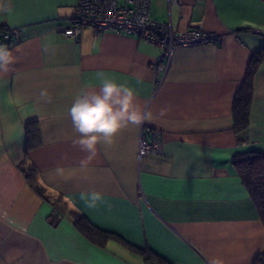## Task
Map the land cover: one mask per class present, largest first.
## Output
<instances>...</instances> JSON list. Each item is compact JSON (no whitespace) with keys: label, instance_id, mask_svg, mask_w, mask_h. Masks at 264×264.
<instances>
[{"label":"crops","instance_id":"obj_1","mask_svg":"<svg viewBox=\"0 0 264 264\" xmlns=\"http://www.w3.org/2000/svg\"><path fill=\"white\" fill-rule=\"evenodd\" d=\"M76 2L0 0V27L18 33L7 46L17 62L0 74V264H149L78 228L72 213L166 264H260L264 224L231 159L264 153V61L247 131L236 134L232 121L250 58L264 49V0H150L156 22L221 37L176 47L163 76L153 69L161 50L138 37L65 38ZM101 74L133 88L152 120L90 155L74 143L68 109L81 89H98ZM26 124L38 128L31 149ZM141 133L160 134L161 155L138 160ZM31 169L43 195L27 179ZM93 193L100 199L89 207Z\"/></svg>","mask_w":264,"mask_h":264},{"label":"built area","instance_id":"obj_2","mask_svg":"<svg viewBox=\"0 0 264 264\" xmlns=\"http://www.w3.org/2000/svg\"><path fill=\"white\" fill-rule=\"evenodd\" d=\"M169 4L180 5L181 0H168ZM70 26L62 30L65 38L79 40L85 30L102 34L135 36L161 50L153 69L165 74L173 50L176 47H193L219 43L220 36L205 33L199 29L176 32L171 26L156 22L150 14V0H77ZM18 42L14 29L0 27V44L13 46ZM163 151L160 134L146 136L141 133L137 158L159 156ZM264 262V258L260 264Z\"/></svg>","mask_w":264,"mask_h":264},{"label":"clouds","instance_id":"obj_3","mask_svg":"<svg viewBox=\"0 0 264 264\" xmlns=\"http://www.w3.org/2000/svg\"><path fill=\"white\" fill-rule=\"evenodd\" d=\"M17 58L6 46L0 44V74L12 70ZM47 90L41 91V98L47 97ZM166 110L161 111V115ZM68 115L79 138L74 142L82 151L95 154L98 144H111L114 137L129 125L140 126L152 120L150 111L141 110L136 103V92L125 83L101 74L98 89L83 88L75 96ZM100 199L98 193L91 194L89 207Z\"/></svg>","mask_w":264,"mask_h":264},{"label":"trees","instance_id":"obj_4","mask_svg":"<svg viewBox=\"0 0 264 264\" xmlns=\"http://www.w3.org/2000/svg\"><path fill=\"white\" fill-rule=\"evenodd\" d=\"M2 28V27H1ZM5 28V27H4ZM264 61V49L255 52L248 63L244 80L236 92L232 104V121L233 130L236 134H243L249 127L250 109L253 96V78ZM25 132L27 137V149L36 147L39 144L38 128L34 124H26ZM240 144L245 140L238 141ZM232 165L236 170L242 185L248 192L252 200L259 218L264 224V153L259 151L237 152L232 156ZM27 179L31 187L39 194L43 195V190L36 182L34 170L26 173ZM74 224L85 230L88 234L95 233L103 241L115 240L128 249L142 255L149 264H166L161 258L150 251L141 250L127 244L122 238L97 230L84 216L72 213ZM264 264V262H262Z\"/></svg>","mask_w":264,"mask_h":264}]
</instances>
